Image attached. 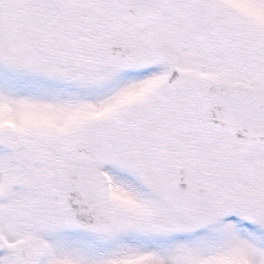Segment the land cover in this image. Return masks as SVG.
<instances>
[{
	"label": "snow or ice",
	"instance_id": "obj_1",
	"mask_svg": "<svg viewBox=\"0 0 264 264\" xmlns=\"http://www.w3.org/2000/svg\"><path fill=\"white\" fill-rule=\"evenodd\" d=\"M0 264H264V0H0Z\"/></svg>",
	"mask_w": 264,
	"mask_h": 264
}]
</instances>
